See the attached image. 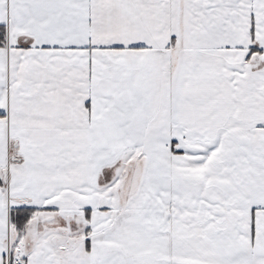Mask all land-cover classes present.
<instances>
[{
    "label": "snow or ice",
    "instance_id": "6c2138e0",
    "mask_svg": "<svg viewBox=\"0 0 264 264\" xmlns=\"http://www.w3.org/2000/svg\"><path fill=\"white\" fill-rule=\"evenodd\" d=\"M0 264H264V0H0Z\"/></svg>",
    "mask_w": 264,
    "mask_h": 264
}]
</instances>
